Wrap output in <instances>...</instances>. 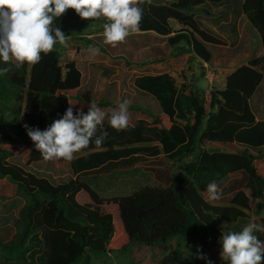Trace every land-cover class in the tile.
Wrapping results in <instances>:
<instances>
[{
    "label": "trees",
    "instance_id": "16d2710c",
    "mask_svg": "<svg viewBox=\"0 0 264 264\" xmlns=\"http://www.w3.org/2000/svg\"><path fill=\"white\" fill-rule=\"evenodd\" d=\"M223 1L143 0L138 31L168 37L171 57L188 56L191 71L196 61L211 62L206 44L227 45L198 24L194 10ZM242 1L243 14L264 50V0ZM94 21L97 33L103 32L104 18L84 20L69 9L54 26L67 40L105 53L87 37ZM65 51L57 43L34 66L16 68L0 61V68L10 69L0 76V193L15 190L25 199L16 233L10 240L0 239V264H113V256L127 254L135 245L156 247L172 241L175 247L158 264H227L209 253H221L223 233L242 231L250 222L264 225V119H256L249 102L264 79V56L227 75L225 88L211 92L209 113L195 74L182 88L169 73L136 77L134 86L152 96L161 113L154 116L130 105L129 127L121 132L105 119L100 126L108 133L103 145L76 153L68 162L74 179L54 184L29 169L45 160L24 125L45 130L63 116L69 102L74 114L81 109L87 113L91 103L106 113L119 104L82 98V73L75 61L62 63ZM192 154L196 160L178 172L153 170L164 186H144L129 196L101 197L80 180L82 175L134 169L161 156ZM16 158L21 163L12 161ZM211 182L222 190L219 200L208 198ZM247 212L258 219L250 221ZM255 235L264 241V232ZM194 248L207 260L197 259Z\"/></svg>",
    "mask_w": 264,
    "mask_h": 264
},
{
    "label": "clouds",
    "instance_id": "9594fccd",
    "mask_svg": "<svg viewBox=\"0 0 264 264\" xmlns=\"http://www.w3.org/2000/svg\"><path fill=\"white\" fill-rule=\"evenodd\" d=\"M141 3L143 0H0V61L12 63L16 68L25 64L34 66L41 61V54L53 52L57 43L66 47V34L54 22L69 9L84 20L104 18V43L115 48L139 30L143 19V9L138 6ZM87 51L92 57L99 53L93 46ZM9 70L0 68V76ZM69 105L63 116L43 131L24 125L45 161L71 162L76 153L90 145L101 147L108 135L100 128L105 119L116 132L129 127L127 99L110 113L91 103L87 113L81 109L74 114L73 104L69 102ZM206 191L210 200L221 198L222 190L215 182L209 183ZM256 232H264V225L250 222L242 231L223 233L221 259L227 264H264V241ZM196 258L207 260L199 248ZM207 264L212 262L208 260Z\"/></svg>",
    "mask_w": 264,
    "mask_h": 264
},
{
    "label": "crops",
    "instance_id": "0c3cea01",
    "mask_svg": "<svg viewBox=\"0 0 264 264\" xmlns=\"http://www.w3.org/2000/svg\"><path fill=\"white\" fill-rule=\"evenodd\" d=\"M194 13L196 21L203 29L222 39L227 44L226 46H218L220 47L219 50L224 52V55L215 56L211 50V44H206V48L212 54L211 62L199 64L196 61L198 63L197 66L190 71L188 70V56L171 57L172 49L168 44V37L160 36L152 31H136L130 34L123 43L113 48L111 45L104 43L103 32L95 33L87 37L100 45L105 50V53L99 50L98 55L86 58V54L89 52L82 47L81 42H78V48L75 49L74 54L70 58V61H75L76 65L81 59H87L89 77H87V85L85 86L83 83L85 76L81 72L80 96L84 99H104L113 103H120L127 99L130 101V105L137 104L136 106L149 111L152 108L149 104H153L155 112H150L157 116L161 113V110L160 113L157 110V101L155 103L149 94L138 90L134 86L135 78L143 75L169 73L176 78L178 87L182 88L184 84L188 86L191 83L192 75L195 74V78L198 81L197 85L205 91V107L209 113L211 92L213 90H223L228 74L248 61L261 57L264 50L262 46L261 48L257 47L255 52H253V41L257 37L261 41V38L243 14L242 0H224L217 4L206 2L196 7ZM244 38L247 42H243ZM243 43L244 45H242ZM67 47L68 45L66 49ZM234 47L238 48L234 50ZM241 47V50L245 49V55L243 53L236 54ZM229 50H234L235 52L231 54L228 53ZM100 68L109 70L110 77L118 79L113 86L109 85V94L106 93L108 88H102L99 84L101 78L97 72ZM202 72L204 76L201 77ZM129 79L132 82L130 90L125 86ZM95 82L99 85L96 84V91L92 92ZM90 83H93V86L89 87ZM113 93H115L114 96L112 95ZM262 93H264V79L249 101L253 113H255L253 102L260 98ZM257 120L259 121V119Z\"/></svg>",
    "mask_w": 264,
    "mask_h": 264
},
{
    "label": "rangeland",
    "instance_id": "374dc122",
    "mask_svg": "<svg viewBox=\"0 0 264 264\" xmlns=\"http://www.w3.org/2000/svg\"><path fill=\"white\" fill-rule=\"evenodd\" d=\"M99 25L96 21L90 24V27L87 29L86 33L91 35L98 32ZM243 42H247L244 38ZM78 42L72 39L67 40V49L63 56L62 63L69 61L71 55L74 54L76 48H78ZM244 45V43L242 44ZM106 47V46H105ZM257 47H262V42L259 37H257L253 41V52ZM107 48V47H106ZM220 47L211 45V50L215 56L224 55V52L219 50ZM238 47H234L233 49H237ZM239 48L236 54L246 52ZM234 50H229L228 53H234ZM88 52V51H87ZM251 52V51H248ZM104 55V54H103ZM262 56H264V52H262ZM92 57L90 53L86 54V58ZM87 59L83 58L77 62V66L79 70L84 74V85H87V77H89V67H87ZM213 71V69H211ZM98 76L101 78V82L99 83L102 88H108L109 85H114L118 79L110 77L109 70L105 68L98 69ZM104 78V79H103ZM126 82V81H125ZM96 82L93 86V83H90L89 87L93 86L92 92L96 91ZM97 84V85H99ZM125 86L128 90L132 87V82L130 79L125 83ZM125 89L126 91H128ZM109 92V88L106 90V93ZM109 94V93H108ZM115 93L112 95L114 96ZM152 97V96H150ZM149 97V98H150ZM153 98V97H152ZM154 99V98H153ZM147 102V101H146ZM149 102V101H148ZM156 103V100L154 99ZM137 105V104H136ZM254 105V115L257 119H264V93H262L260 98H257L253 102ZM152 108H150L151 112H155V108L153 104H149ZM157 110L160 113V106L157 104ZM196 154H192L190 156H184L182 158H174L169 159L164 156H161L159 159H150L148 162H144L139 164L134 169L128 170H118L112 171L109 173H98V174H87L80 176V180L88 184L93 190H95L101 197H120V196H129L133 192L144 186H164V184L157 179L154 169L160 172H168V170L173 172L180 171V168L185 164L195 161ZM17 163H21L19 158L12 159ZM35 174L41 177H45L49 179L54 184L68 183L72 179H74V175L72 173L71 167L68 161L57 162L53 161H45L34 164L29 168ZM2 185V184H1ZM25 205V199L15 193V190H8V192L0 193V239L7 240L11 239L16 233V224L19 219L20 211ZM249 213L250 221L257 220L258 216ZM264 217V212L262 213ZM175 247V241L161 244L156 247H148L144 245H135L131 251L127 254H122L120 256L112 258L113 264H158L159 261L169 253ZM198 249V248H194ZM212 256L221 257L220 251L218 249H212L209 252ZM187 262V260H186ZM185 262V263H186Z\"/></svg>",
    "mask_w": 264,
    "mask_h": 264
}]
</instances>
